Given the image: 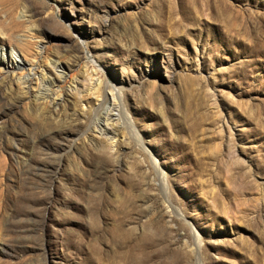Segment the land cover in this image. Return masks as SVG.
I'll return each mask as SVG.
<instances>
[{"label": "rangeland", "instance_id": "rangeland-1", "mask_svg": "<svg viewBox=\"0 0 264 264\" xmlns=\"http://www.w3.org/2000/svg\"><path fill=\"white\" fill-rule=\"evenodd\" d=\"M0 48V264H264V0H0Z\"/></svg>", "mask_w": 264, "mask_h": 264}, {"label": "bare ground", "instance_id": "bare-ground-1", "mask_svg": "<svg viewBox=\"0 0 264 264\" xmlns=\"http://www.w3.org/2000/svg\"><path fill=\"white\" fill-rule=\"evenodd\" d=\"M22 49H24V48H22ZM28 52H30V54L32 53L31 51H28ZM18 57H19V55L15 52L14 49H12V48L11 49L0 48V68L4 70V72L6 74L5 81H7L10 84L9 86H10L11 90H13L12 87H14L15 85L28 87L29 82L32 80V76H35L38 74L34 65L28 66L26 64V62L18 59ZM8 63L9 64L11 63V67L8 66ZM25 70H28V74L26 76L23 75ZM60 70L61 71L58 72V67L55 64V65H53V68H50L48 70L47 73L42 71L41 74H39V75H41V82L43 83V85L46 88L53 91L54 94H53V98L52 97L50 98V97H47L45 94H43L40 90H38V92L35 95L36 100L39 99V97H41V98L44 97V101L50 100L49 102L53 101L55 103L56 98L61 97V93H60L61 91L58 89L54 90L55 87L63 89V87H61V85H63V83L65 82V79H66V68L62 67V69H60ZM19 72L22 74H20ZM69 83H74L73 79L70 78ZM75 84H73V85H75ZM89 86H90V84H89ZM72 89H73V91H69V92H75V94L79 95L82 93V91L84 89V85L80 82L79 85L77 84V86H75ZM28 94H29L28 91L22 92V96H26V98L29 97ZM50 95L51 94H49L48 96H50ZM104 103L109 104L108 108H111V109H110V113L107 115V117L104 118L103 122L99 123L100 124L99 125L100 132L103 135L106 134V138H110V140H114L115 138H117V136L119 134L118 118H117L118 113L112 114L114 111H116L115 110L116 109L115 99H114V97L112 100H109V101L107 99L104 101ZM110 146H112V142H111ZM111 148L113 149V147H111Z\"/></svg>", "mask_w": 264, "mask_h": 264}]
</instances>
